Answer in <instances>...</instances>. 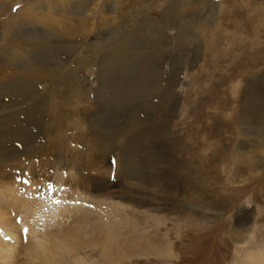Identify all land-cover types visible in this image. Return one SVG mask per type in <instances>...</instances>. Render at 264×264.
I'll return each mask as SVG.
<instances>
[{"label":"rangeland","instance_id":"obj_1","mask_svg":"<svg viewBox=\"0 0 264 264\" xmlns=\"http://www.w3.org/2000/svg\"><path fill=\"white\" fill-rule=\"evenodd\" d=\"M140 17L168 24L155 55ZM16 168L83 195L89 246L57 264H241L264 248V0H0V188L35 192Z\"/></svg>","mask_w":264,"mask_h":264},{"label":"bare ground","instance_id":"obj_2","mask_svg":"<svg viewBox=\"0 0 264 264\" xmlns=\"http://www.w3.org/2000/svg\"><path fill=\"white\" fill-rule=\"evenodd\" d=\"M53 1H55V3H56V2H59L61 0H53ZM71 1L75 4H78L79 0H71ZM52 4H54V3H52ZM47 5L48 4H46L44 2H43V4L38 5L39 11L46 13V11L53 8V7H47ZM99 5H100V3H97L96 6L94 5L95 7L91 12L92 17H94V13L96 12V9H98ZM174 5H175V2L173 4V6ZM128 7H129V9H134L137 6H135V2H132V3L128 4ZM37 12L38 11H34V14L32 13L31 15H29V17L30 16L31 17L27 21H25L24 24L25 25H27V24L31 25L32 23H36V21L38 19V18H36V16L39 15ZM35 13L37 15H35ZM166 16H168V15L166 14ZM139 19H140L139 21L142 22V26L145 29V31H143L141 33L142 35H144L143 38L147 44L145 47H148L149 49H153L154 54H152V55H155L159 52V50L161 51V49H162L163 44L160 45V43L165 36V35L163 36V33L165 32L166 29H168V24L158 23V21L157 22L152 21V20H149L148 18H145V17H140ZM50 23H52V22H50ZM88 34H89V32L83 33L84 36L88 35ZM127 34H129V33H127ZM129 36H130V34H129ZM186 38L187 37H185L184 39H186ZM180 39H182V38H179V40ZM130 41H131L130 37L126 36V38L123 40V42L118 47H116L115 50H117V52L120 51L121 54L124 56L127 55L129 53V48L126 45ZM180 42L178 41L177 49L180 47V45L183 44V42L181 40H180ZM124 43H125V45H124ZM112 52L113 53L110 56H108L107 58L105 57L104 59L107 60L108 58H114V57L117 58V56L115 55L114 49L112 50ZM141 58H142L141 61H138V59H139L138 58L137 60H131V62L124 60V63H126L127 65L132 66V67H137V66L141 67L142 64L146 62L145 60L149 59V56L143 57V55H142ZM132 59H134V58H132ZM118 61L120 63L119 59H118ZM44 69H43V72H41L34 67L32 70L35 72L36 78H32L31 81H30L31 78H25V80L20 81L18 83L19 86L21 83H23L24 85H23L22 91L17 92V93H21V95L24 96L28 93L27 92L28 89H29V92L32 91L31 88L33 87V85L35 87L36 83H38L39 81H43V80L47 79V75L44 73ZM156 74L158 75V73H156ZM146 77H148V78L151 77V72L148 70H144V78H146ZM137 84L138 83L135 81L127 80V81H124V85H122V84L121 85L123 87H137ZM124 89L125 90H124V92L122 91V94L124 93V95L127 96L126 88H124ZM172 89L174 90V88H172ZM130 91H131V89H130ZM128 93H129L128 95H130V92H128ZM119 94H120L119 97H121V93H119ZM131 94H132V92H131ZM126 96H125V99L129 98ZM139 96H140V94H139ZM132 97H135V96H132ZM123 98L124 97H122V99ZM116 100H117V98H116ZM250 100H251V98H250ZM122 102H124V101L122 100ZM135 102H137V101L135 100ZM123 105H124V103H123ZM136 105L140 106V104H136ZM246 106H249V105H246ZM259 112L260 111L254 109V116H253L254 119L259 118V116H260ZM132 121H133V119H132ZM18 130H21V129H18ZM131 134H133V133H131ZM7 154H8V152H7ZM7 178H8L7 180L11 181L9 176ZM77 183H78V181H77ZM26 188L27 189H25L24 192L23 191L17 192V190L12 186H9L8 188H2V189L0 188V264H19L18 255H20V254H23L24 257L26 258V259L24 258L25 264H57L58 262H60V260L63 259V257L65 255H70L74 252H78L81 249H84V248L89 246L87 244V242H84L81 239V237L79 236V233H81V231L78 229L79 227L77 228V226H76V220L79 217L78 215H79V213L82 212V208H81L82 203H81L79 198H80V196H83V195L79 196V195L69 194V196H68L66 190H64V188L62 189L60 187L58 189V192L57 193L54 192L53 195H51L52 193H49V195H47V196L44 195V197H39V196L36 197L35 192H33L34 189H32L30 187H26ZM59 192H60V194H59ZM73 193L76 194L77 191L75 190ZM29 194H31L32 197H30ZM13 213L15 214V219L12 218ZM20 218H21V221H19ZM80 220H78V221H80ZM21 227H22V230L19 231V229ZM40 232H41V234H39ZM21 235H25V236L27 235V237H29V235H31L33 240L29 239L31 241V243L28 244L27 247H25V248H23V246L20 247L19 251H17L18 246L20 245ZM12 241H14V244L12 243ZM106 254L107 253H104V255H106ZM241 264H264V248L260 249L258 251L248 253Z\"/></svg>","mask_w":264,"mask_h":264}]
</instances>
